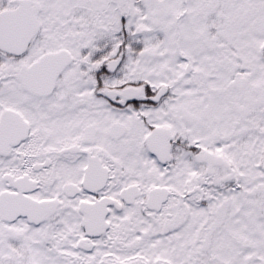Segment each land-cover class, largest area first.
<instances>
[{
	"label": "snow or ice",
	"instance_id": "snow-or-ice-1",
	"mask_svg": "<svg viewBox=\"0 0 264 264\" xmlns=\"http://www.w3.org/2000/svg\"><path fill=\"white\" fill-rule=\"evenodd\" d=\"M0 264H264V0H0Z\"/></svg>",
	"mask_w": 264,
	"mask_h": 264
}]
</instances>
